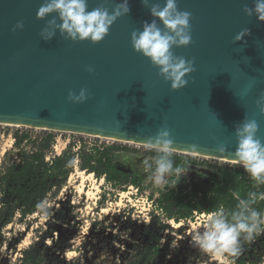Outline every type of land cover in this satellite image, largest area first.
I'll return each instance as SVG.
<instances>
[{"label": "water", "instance_id": "obj_1", "mask_svg": "<svg viewBox=\"0 0 264 264\" xmlns=\"http://www.w3.org/2000/svg\"><path fill=\"white\" fill-rule=\"evenodd\" d=\"M119 2L88 0V10L111 12ZM43 3L0 0V125L142 145L166 127L174 153L237 164L235 127L255 119L264 143V115L256 104L264 93V22L243 11L254 0H177L179 10L192 14V41L172 51L194 68L178 90L132 48L131 33L153 19L142 0H128L129 13L96 44L72 42L59 31L44 41L40 32L52 17L37 19ZM150 3L163 7L164 0ZM17 22L23 28L13 30ZM243 29L250 34L234 42ZM80 89L87 99L70 101L69 92ZM193 145L197 152H190Z\"/></svg>", "mask_w": 264, "mask_h": 264}, {"label": "clouds", "instance_id": "obj_2", "mask_svg": "<svg viewBox=\"0 0 264 264\" xmlns=\"http://www.w3.org/2000/svg\"><path fill=\"white\" fill-rule=\"evenodd\" d=\"M142 4L149 8L153 19L151 22H144L142 30L131 33L133 50L149 59L151 65L158 69V75L166 82H170L172 90L185 87L188 83L185 76L194 71L193 62L175 56L172 49L187 47L191 43L192 14L179 10L177 0H164L163 7L159 3H150V0H142ZM129 11L128 0H121L111 12L102 6L88 10V0H44L36 16L40 20L52 17L47 20L40 32L44 41L53 39L59 31L61 36L72 42L87 40L96 44L108 35L111 25ZM243 11L249 17L255 15L258 22H264V0H254L253 6L245 5ZM157 21L163 25L162 28ZM19 28H23L22 22H17L13 30ZM249 34V29H243L234 37V42L242 41ZM87 71L93 72L94 69L88 67ZM86 92V89H80L78 94L70 91L68 99L74 103H82L87 99ZM256 104L260 113L264 115V93L260 95ZM258 131L259 124L255 119H246L235 127L237 144L233 161L243 168L253 182V188L259 191H249L243 197L237 195L234 208L226 209L224 206L216 208L207 216L202 224V230L190 234L191 246L203 256L219 259L220 264H236V260L243 254L244 244H254L261 235H264V210L256 207L258 203L264 201V143L257 136ZM173 148V140L166 127L161 128L154 138L144 142V149L154 155L143 162V170L148 180L156 187L163 188L168 184L167 178L172 176L177 178V184L181 175L186 172L182 166L175 165ZM192 148L190 152H197L194 150L195 145ZM217 150L224 153L226 146L219 145ZM78 164V158L74 157L68 161L67 166L77 167ZM75 203V200L71 199V204L75 206ZM35 207L37 214L41 215L47 225L54 216V210H58L60 205L45 198ZM102 211L108 215L107 210ZM132 219L146 224L150 222ZM180 239L172 241V248L179 246ZM47 243L51 245L50 240ZM103 254L104 252L101 253Z\"/></svg>", "mask_w": 264, "mask_h": 264}, {"label": "trees", "instance_id": "obj_3", "mask_svg": "<svg viewBox=\"0 0 264 264\" xmlns=\"http://www.w3.org/2000/svg\"><path fill=\"white\" fill-rule=\"evenodd\" d=\"M13 136L14 149H18V152L14 155V152H7L0 165V253L4 245H10L9 251H15L23 240L21 234L9 238L6 233L9 227L27 224L30 217L37 215L35 205L39 201L58 198L75 170V167L67 166L68 161L74 157L78 158L81 171L93 174L98 180L104 179L107 185L123 192L131 186L140 190L148 179L143 170L146 158L135 156L132 164H122L117 156L122 148L116 145L91 149L82 146L75 152L74 146L69 144L60 155H56V139L53 134L18 130ZM148 155L153 156L154 153L149 152ZM173 159L175 165L186 170V174L181 175L177 184V178L172 176L160 191L159 197L152 200V204L157 205L167 220L177 224L193 220L197 215L208 216L220 206L234 208L237 195L243 197L249 191L257 190L238 164H209L195 158L186 159L179 154H173ZM256 207L264 210V201ZM151 216L149 224L136 234L137 243L132 244L131 258L124 254L127 264H158L163 256V235L157 227L164 229L165 224L153 212ZM50 229L51 232L54 227ZM49 234L48 231L41 234L42 239L21 251L20 264H46L48 259L63 262L62 258H56L47 251L46 237ZM263 238L264 235H261L251 245H256ZM251 249L249 244H244L243 254L236 260V264H258L264 250L256 253L252 259L251 252L254 250ZM129 251L131 249L128 248Z\"/></svg>", "mask_w": 264, "mask_h": 264}, {"label": "rangeland", "instance_id": "obj_4", "mask_svg": "<svg viewBox=\"0 0 264 264\" xmlns=\"http://www.w3.org/2000/svg\"><path fill=\"white\" fill-rule=\"evenodd\" d=\"M18 130H28L34 134L44 132L38 129L0 125V165L7 152H14L13 155L18 152V149H14L13 136ZM46 132L55 136V145H58L56 155H60L69 144L77 148L80 143L82 146L91 147L100 142L99 139L83 137L85 135L81 134ZM113 142L115 143L112 144L122 148L117 153L119 162L122 164H132V158L135 156L145 157L146 160L152 157V155H148L149 151H146L143 145ZM74 147L73 150L76 152ZM173 154H179L186 159L195 158L209 164L235 165L200 156L174 152ZM204 167L206 168V166ZM170 178L168 177L167 180L169 181ZM164 187H156L147 179L140 190L136 187L134 189L128 187L127 191L123 192L107 185L104 179L98 180L93 174L81 171L77 166L58 198L49 200L51 203H59L60 207L58 210H54V216L47 222V225L41 215L37 214L30 217L27 224L9 227V230L6 231L9 238L15 234H21L23 240L13 252L9 251L10 245H4L0 253V264H20L21 251L40 238L42 239V235L46 231L50 233L46 237L47 251L53 253L56 258H62L63 261L52 262L51 259H48L46 264H127V260L123 257L124 254L131 258L132 244L137 243L135 238L138 230L144 229V226L149 224L132 218L148 222L151 221L152 212L159 216L165 224L164 229L157 227L161 229L163 235L164 249L158 264H220L219 259L203 256L191 246L190 234L202 230V224L207 215H197L195 219L180 223L178 226L176 222L167 220L157 205L152 204V200L159 197V193ZM71 199L75 200V206L71 204ZM74 207L75 215H73ZM102 210H107L108 215ZM52 227L54 229L50 232ZM181 237L182 239H180ZM175 239L180 240L178 241L179 246L174 249L171 245ZM49 240L51 241L50 246L47 243ZM249 247L252 248V251L254 250L251 252L252 259H254L256 253L259 254L264 250V238L256 245H249ZM128 248L131 249L129 253ZM102 252H104L103 255H101ZM258 260V264H264V255L260 256Z\"/></svg>", "mask_w": 264, "mask_h": 264}, {"label": "built area", "instance_id": "obj_5", "mask_svg": "<svg viewBox=\"0 0 264 264\" xmlns=\"http://www.w3.org/2000/svg\"><path fill=\"white\" fill-rule=\"evenodd\" d=\"M49 132H53V131H49ZM76 135V134H75ZM83 137H89V138H94V139H99L100 140V142H99V144H93L91 147H87V146H85L86 148H94V147H97V148H102V147H104V146H108V145H114V144H112V143H115V142H113V141H110V140H105V139H101V138H97V137H93V136H87V135H85V136H83ZM104 141H106L105 143H104ZM82 147V145H81V143L80 144H78V146H77V148L76 147H74V149L76 150V151H78L80 148ZM57 149H58V145H55L54 146V152H57ZM206 159H211V158H206ZM216 160V159H215ZM218 161H221V160H218ZM184 174H186V173H184ZM130 188H132V189H134V187L133 186H131Z\"/></svg>", "mask_w": 264, "mask_h": 264}, {"label": "bare ground", "instance_id": "obj_6", "mask_svg": "<svg viewBox=\"0 0 264 264\" xmlns=\"http://www.w3.org/2000/svg\"><path fill=\"white\" fill-rule=\"evenodd\" d=\"M68 133H71V132H68ZM81 135H85V134H82V133H80ZM93 137H98V138H103V139H107V140H112V141H117L116 139H111V138H105V137H102V136H93ZM119 142V141H118ZM129 144H135V145H141L142 146V144H138V143H134V142H128ZM144 146V145H143ZM196 156H200V157H203V156H201V155H196ZM206 158V157H205ZM217 160H221V159H217ZM222 161H225V160H222ZM90 176H92V175H90ZM176 225H180V224H176Z\"/></svg>", "mask_w": 264, "mask_h": 264}]
</instances>
